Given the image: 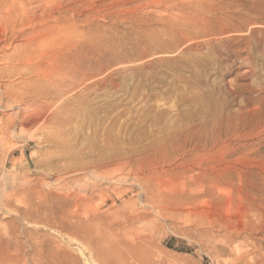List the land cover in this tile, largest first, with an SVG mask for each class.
<instances>
[{"label":"rangeland","instance_id":"1","mask_svg":"<svg viewBox=\"0 0 264 264\" xmlns=\"http://www.w3.org/2000/svg\"><path fill=\"white\" fill-rule=\"evenodd\" d=\"M0 264H264V0H0Z\"/></svg>","mask_w":264,"mask_h":264},{"label":"bare ground","instance_id":"2","mask_svg":"<svg viewBox=\"0 0 264 264\" xmlns=\"http://www.w3.org/2000/svg\"><path fill=\"white\" fill-rule=\"evenodd\" d=\"M202 114L204 115V117L206 119H208L207 122L208 123H212V124L219 123L221 121V118H222L221 117V114L219 112H216L214 114L209 115L208 112H206L205 110H203L202 111ZM207 122H206V126L208 124ZM150 158H152V157H150ZM105 163H106V165L109 168L108 170L111 171V172H109L110 174H112V173H114L116 171H121V170L124 171L125 169L134 172V174H136V175H134V179L137 182L136 184H138L140 190L143 191L146 194V196L149 197L147 199V202L157 212L163 210L162 204L168 198V193L171 192V189L168 187V185L163 184L161 181L156 180L155 179V176L153 177L154 179L152 178V176H153L152 174H154V172L157 171L156 170V168H157L156 166H151V165H154V163L152 162V159L145 160V162L142 161L140 163H137L136 162V159H135V162H134L131 157H128V158H117V159L115 158L113 160H107ZM145 167H147L148 171H149V169H152V170H150L149 172H146ZM132 175H133V173H132ZM126 189H127V187H126ZM123 192H124V190H123ZM222 231H224L225 234H227V233H233L234 234V232L232 230H230V228L228 226H225V225H223ZM113 251H114V253H115L116 256H117V254L119 255V253L121 252V251L118 252L119 250L116 251V248H113ZM121 254H123V252ZM120 258H122V257H120ZM120 258H119V256L115 257V260H114L115 263L117 262V259H120Z\"/></svg>","mask_w":264,"mask_h":264}]
</instances>
